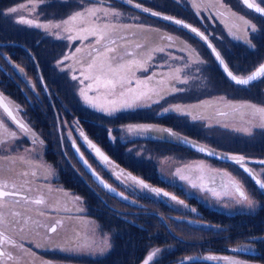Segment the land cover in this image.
<instances>
[{"label":"rangeland","instance_id":"1","mask_svg":"<svg viewBox=\"0 0 264 264\" xmlns=\"http://www.w3.org/2000/svg\"><path fill=\"white\" fill-rule=\"evenodd\" d=\"M183 1L189 11L196 15L198 19L197 29L204 35L206 34L209 40L212 41L215 37L216 32L213 24L219 21L224 24L226 22L232 24V28L234 29L232 35L235 39H241L250 45L252 44L251 33L254 32L252 30L254 28V14L258 16L260 14L252 9H246L242 0ZM157 2L162 4V7L166 5L165 0H159ZM252 2L264 8V0H252ZM64 5V3L59 1H54L52 4L48 2L44 6V10L52 15L53 9L60 11ZM222 6L229 12L224 10ZM92 7H86L84 10L74 13V15L65 16L64 19L50 20L48 18L44 22H40L34 18L33 13L37 11V4L35 3H31V5L23 3L9 8L7 12L8 15L12 12V15H9L10 18L8 19L15 24V27L12 28L11 26L9 28L5 24L2 25L1 30L3 36L11 35L10 30H12L17 33L14 34L15 36L21 38V36H26L24 35L26 33L30 37L29 39L32 40L33 33H31V30H41L39 32L48 33L51 35L49 37L52 38L46 37L48 40H45V37H43L42 45L47 46V41H50L51 47H59V52H56V55H60V58L57 60V63H59L58 69L55 68V70H52L46 62L39 65L40 69L45 71V75L42 76L40 74L37 79L40 87L38 86L39 90L36 91V96L40 98L37 102L38 105L40 103L44 105L40 108L33 109L37 112L36 116L40 118L39 123H55L59 121V124L67 126L68 123L72 124L74 121L80 147L76 146V144H72V147L81 166H84V162L88 164L89 159L92 161L95 158L98 160L101 171H103L102 166L108 167L109 176L105 175L108 182L114 188L118 187L121 191L127 193L129 199L126 202L131 205L128 209L133 215L141 212L147 213L148 211L156 213L149 202H159L160 199L167 202L166 208L172 207L177 209L176 211L170 210L171 214H183L185 217H188L187 213L192 209L188 199L192 195L211 209L214 208L220 212L223 210L225 215L235 213H243L245 215L250 213L257 214V208L261 207L259 209L262 210L260 213L261 220L264 219V200L262 204L259 203L257 201V195L253 196L251 193V190L254 188L253 186L255 184L259 186V184L254 182L246 171L241 170V168L239 169L238 166H232V164L227 165L223 161L213 163L211 162L212 157L211 159L208 157V159L206 156L198 154L195 151H193V154L187 156L185 152H182L179 148L177 149L172 144H167L166 147L159 146V144L151 146L154 156L153 161L158 166L159 174L157 173V175L162 183L160 187H163L164 184H172L177 185L178 188L182 187L181 191L179 189V191L168 190L152 185H140L139 182L132 180L130 176H128L130 178L129 183L125 184L118 177L119 175L117 174L121 173L122 168L117 164V160L121 158L119 155L120 146L118 148L117 143L124 137L128 138L129 141L127 143L128 150L132 151L134 155L145 158L147 156V149L149 148V143L145 142V140L151 139L156 142L154 138L148 135L156 136L158 134L164 140H167V138L172 139L174 142L179 143L181 147L184 146L182 140L191 141L199 146L200 144L204 145L210 151H216L231 159L245 156V159L248 160L255 153L252 152L253 155H239L233 151V153H228L229 151L226 150L228 147L236 149L234 146H240L244 150L264 152V114L262 113V108H256V106H261L262 98L257 103L254 100H246L248 107H244L242 110L237 109L230 116L219 118L217 113L220 110L224 111V109L219 107L217 110L212 111V106L209 108L201 106L209 100L205 96L213 90L212 86L209 87L202 84L203 78L208 82V74L215 73V71L209 60L211 52L207 49L209 54L205 53L203 48L205 44L199 37L193 35L194 40H191L190 37L182 38L180 34L172 31L166 24V28L164 29L167 33L164 32L162 34H156L150 28L142 27L140 29H134L130 25H121L117 22H113L111 28H106L103 26L110 25V20L114 17L112 15L113 11L110 8ZM245 10H248V13H245ZM262 18L264 19V17ZM159 20L161 19L159 18ZM189 22L195 23L192 19ZM205 25L208 28L204 30ZM177 28L180 31H186L182 27ZM178 38L181 41L177 40ZM221 39L222 37L220 36V41ZM252 49H255V41ZM13 52L19 53L16 50ZM22 53L19 54L22 55ZM262 53L263 51L261 50ZM42 60L47 61L45 58H39L38 61ZM216 64L218 63L216 62ZM43 77H45L49 85L44 83ZM21 80L24 85L21 84L19 86L26 85V87H29L31 85L29 83L30 80L28 81L27 78L21 77ZM10 93L17 94L16 87H11ZM3 97L7 99V96L0 91V98ZM46 97H54L55 103H50L53 108L42 101ZM221 97L222 95H219V97H215L214 99L217 100L216 102H219ZM223 97L227 99L226 96ZM11 101L14 100L11 99ZM152 102L163 105L167 104L171 109H180L178 111L180 114H186V117L183 118L185 121L179 122L175 119L166 118L174 114L173 112H169L162 115L166 116L164 117L166 119L162 121L166 124L162 126L161 123L152 119L154 116L153 113L149 114L147 109H145V106H153L154 103ZM231 104L235 106L232 100ZM138 108L140 111L137 112L124 111L137 110ZM144 109L145 113H143ZM67 111H69L70 117L67 114L65 115ZM135 113H138L143 118L147 113V118L149 119L131 120L130 115ZM5 114L8 115L4 108L0 106V117L3 120L6 117ZM166 126L171 128L172 131L180 133L182 136L180 134L172 135L164 132L162 127ZM47 134L55 140L56 138L54 136L58 137L56 131H54V136L52 132H48ZM84 135H87L90 139L86 138L85 140ZM98 137H103L105 141L99 143ZM106 142L109 143L111 148L103 145ZM19 144L21 143L4 144L0 147V178L8 184L10 182L14 183L13 179L18 174H25L24 169L17 165L14 166L12 163V160L15 161V151L21 150ZM8 147L12 148L13 151H10ZM81 147H84L85 153ZM174 147V151L167 150ZM163 152L170 153L172 156H164ZM42 154L41 152L34 155L42 159ZM100 154H103L108 159H102ZM58 158L61 161L64 160L60 153ZM124 160L131 162L127 156L123 158ZM146 168L144 167V169ZM55 169L57 168L55 167ZM114 171L118 172L115 174ZM219 171L224 172L223 178L217 175ZM64 176V179H67L66 173ZM136 176L141 177L139 175ZM84 177L85 172L81 168V178ZM54 178V173L50 170L39 181L48 185L49 182H56L53 180ZM93 180L92 183L89 180L91 186L95 182ZM261 182L264 184L263 180ZM52 187L56 191L51 187L44 191H36V189L33 190V187H29V191L34 193L35 199L40 198L38 194H42L43 198L57 195L60 201L64 200L67 202V206L62 205L67 209L69 207L67 213L61 212L60 209L52 211L53 214L68 216L67 220L70 225L69 230L58 235L56 242L53 241V243L58 242L60 245V254L67 256V254L71 253V249L62 247L61 243L63 239L74 238L83 234L82 229H79V232L76 233L78 228L75 225L77 223L75 224V222L71 221V218L77 212L76 209L79 210L81 208L84 209L86 218L89 219L86 225L89 226L90 236L93 237L97 234L98 239L91 240L92 246H88L87 243L85 250H83L84 253L87 252L91 256L79 254L76 257L85 260L86 258L90 259L91 257H95L98 255V252L99 255L107 254L108 245L104 244L103 240H108V238L116 235L119 232L118 229H124V225L106 227L105 229H111L104 231L101 228L102 222L96 219L98 218L96 213L101 210L100 217L104 219L105 224L109 225L111 222L109 210L104 209L103 206H93L91 203L93 199L92 191L87 189L83 184L80 188L73 187L82 195L87 193L83 198L77 196L74 190L69 189L65 185L63 189L55 186ZM259 187L263 189V187ZM105 188L98 186V189L111 194V191H107ZM18 190L21 192L20 189ZM162 192H166V194H162ZM242 193L244 196H242ZM70 195L76 198L71 199ZM113 202L114 204L118 203L119 206L123 204V202L117 199ZM16 203L14 204V201L11 202L8 199H1L0 213L3 215V213L6 214L8 211L14 214L17 213V208L20 205L27 207L25 202L18 201ZM193 204L199 208L198 204ZM29 206L32 208L31 210H39L42 205ZM46 209L48 210V207ZM94 214L96 218H94ZM28 215L33 218V221L37 220L36 224L39 225V228L50 225L49 221L44 219V217H40L41 214L37 215L29 211ZM29 216L24 217L25 220H22L23 223H15L13 225L14 218L10 217L7 222L5 215H3L0 218V226L6 228L7 233H10L11 230L17 232L15 229L19 225L23 226L30 222ZM135 216L141 217L140 214ZM150 217L148 218L150 219ZM170 219L168 225H170L171 229L174 231L175 229L178 230L177 224H180L181 231L178 232L184 238H189L190 244H193V242L202 243L205 238H208V241L214 246H224L223 243H219L216 240L217 235L215 232L209 233L202 231L200 225L191 226L189 222H183L185 224L184 226L180 220L176 222L174 219ZM188 219L192 220L189 217ZM54 223L62 226L63 220H55ZM145 227L147 230H155V232H158L160 231L161 225L152 219V222ZM220 229V226L215 225V230ZM155 232L152 231V233ZM159 238H161V243L157 241L153 244V247L160 254L162 252H175L184 245L179 239L170 234L165 236L161 232ZM245 241L234 246H229L232 249H255L250 244L252 242L251 239ZM76 251L73 249L72 253ZM225 251L229 252L226 258L217 254L211 257L213 259H222L223 261L228 259L229 264H260L263 261V258L257 257L253 263L251 259L247 260L239 256V253L229 251L227 248ZM205 256L207 255L203 257ZM223 261H220V263L225 264Z\"/></svg>","mask_w":264,"mask_h":264},{"label":"flooded vegetation","instance_id":"2","mask_svg":"<svg viewBox=\"0 0 264 264\" xmlns=\"http://www.w3.org/2000/svg\"><path fill=\"white\" fill-rule=\"evenodd\" d=\"M31 2L32 0H0V86H1L0 91L7 96V99L5 97L0 99L2 100V106H3L2 108H4V110L9 115L8 116L5 114L6 117L4 116L5 117L4 120L0 117V122H1L0 147L1 145L4 144L21 143L19 144L21 150H16L14 153L15 161L12 160V158L11 160L14 166L17 165L18 167L24 169L25 171V174H18L13 179L14 183L13 182H10V184H8L7 182L5 183L4 180L0 178V200L8 199L11 202L14 201V204H17L16 202L21 201V202H25L27 206V207H22L23 205H20V207L17 208V213L14 214L8 211L6 212V214L3 213V215H5V219L7 222L10 217H13L14 218L13 225L15 223H23L22 220H25L24 217L29 216L28 215L29 211H32L37 215L41 214L40 217L41 218L44 217V219L50 222V225L49 226L46 225L44 226V228L42 227L39 228V225L36 224L37 220L33 221V218L29 216L30 222L26 223V225L23 226L19 225V227L15 229L17 232L11 230L10 233H7L6 232L7 229L0 226V264H195L194 262L202 263V264L205 263L221 264L220 261H223L222 259H217V258L213 259L211 256H215L217 254L226 258L229 255V252L225 251V249L227 248L229 249V251L230 250L233 251V249L229 246L231 245L230 243L226 242V244L228 245L225 244L224 246L223 245L214 246L212 243L208 241L209 240L208 238H205L202 243L193 242V244H190L189 243L190 239L184 238V236L178 232L181 231L180 224H177V227L179 229L178 230L175 229L174 231L173 229H171L170 225H168V222L171 220L170 218L174 219L176 222L178 220H180L182 223L189 222L191 226L200 225L202 231L214 233L215 223H214L213 212L216 211L217 213L216 212L215 213L218 216H224L225 213L223 210L219 212L214 208L211 209L205 206L203 203H201V201L198 200V198L191 195L189 197L190 199L188 200L190 202V206H192V209L187 214L188 217L191 218L192 220L188 219V217H185L183 214L181 215L171 214L170 210L176 211L177 209H174L172 207L166 208L167 202H164L163 200L160 199L159 202H153V201H152L153 203L149 202V204L152 206V208H154L156 213L151 211H148L147 213L141 212L138 213L141 215V217H137L135 215L138 214L133 215L128 209L131 205L126 202V200L129 199V197H127V193H125V191H121L118 187L114 188L108 182V179L106 178V176H109L108 167L102 166V164H100L103 167V171H101L100 169L101 167L98 165L99 164L98 160L94 158L92 159V161H90L89 159V163H88L89 166L98 175V179L95 180V178L92 177V174L89 173L90 171L88 172L85 168L81 166L79 160L75 156L72 147V144H76V146H79V142L77 138L78 135L76 133V125L74 124V121L72 124L68 123L67 126L63 124H59V121L58 122L56 121L55 123H48V122L39 123L40 118L36 116L37 112L33 110L35 108H40L44 105L42 103L38 105L37 102L38 99L40 98L36 96V91L39 90L38 86L40 87V83L38 82L37 79L40 74L42 76L45 75V71H42L39 65L44 64V62H46L51 67L52 70H55V68L58 69L59 63H57L58 62L57 60L60 58V55H56V52H59L58 50L59 47L56 46H53L54 48L51 47L50 41H47L46 43L47 46L42 45L43 42H41L40 40H37L35 42L34 39L31 40L27 37L21 38L20 41L16 43H14L13 41L11 42L4 41L2 40L3 33L1 30L2 25L4 24L9 28L11 26L12 28L15 27V24L8 19L10 18L9 15H12V12L9 15L7 13L9 8L16 7L17 5L23 3H27L31 5ZM223 9L229 12L224 7ZM254 16H255L254 28L252 30L254 31V35L257 36V41H258L257 48L258 51L260 52V50H262L261 39L264 38V19L260 15L258 16L254 14ZM193 22L195 21L193 20ZM217 23L218 22L216 21L213 24L214 27H216ZM193 24H196L197 26V22ZM222 24L225 25V28L227 27V30L230 31L231 36L234 38V36L232 35V32L234 30L232 28V24L229 22H226V24L224 23ZM103 27L111 28L112 26L107 25ZM206 28H208L207 25H205L203 29L205 30ZM3 30L7 31L5 29ZM10 32L14 33V31L12 30H10ZM49 36L51 35L47 33V35L43 37H45L44 38L45 40H48L47 38L52 39ZM181 36L182 38L187 37L186 35L183 34H181ZM188 36L190 37L191 40H194L191 35ZM177 40L181 41L179 38ZM38 45L39 47L37 48L33 47ZM15 50L18 51L19 53L23 52L22 55L13 52ZM39 58L41 59L45 58L47 61L45 60L38 61ZM263 63H264V59L261 60V64ZM260 65H258L257 67H259ZM21 77L27 78L28 81L30 80L29 83L31 85L29 87H26V85L19 86L22 84ZM43 79H44V83L49 85V83L46 82L45 77H43ZM258 80L260 84V95H262V101H261V106H256V108H262V113L264 114V72L263 74H261L260 79ZM11 87H16L18 93L11 94L10 93ZM223 96H226L227 99ZM11 99L14 100L15 102L11 101ZM208 99L209 100L206 103L202 104L201 106H204L205 108H209L212 106V111L217 110V108L219 107L224 109V111L220 110V112L217 113V116L219 118L224 116H230L233 112H235V110L237 109L242 110L244 109V107H248L247 101H242V100L239 101L226 94H222L221 100L219 102H216L217 100H215L213 97ZM231 100L234 101L235 106L231 104ZM42 101L44 103L49 104L52 108L53 106L51 104L55 103L54 97H50V98L46 97L43 98ZM222 106H224L225 108ZM145 109H147L149 114L153 113L154 116L152 117V119L156 122L161 123L162 126L166 124L162 122L166 118L175 119L178 120L179 122H184L185 120H183V118L186 117V114H182V113L180 114L178 112L180 109H171L167 104L163 105L161 103H154V105L151 107L145 106ZM145 109L143 110V113H145ZM124 111L126 112L140 111V109L138 108L137 110L133 109V110H124ZM169 112H173L174 114L169 115L167 117L162 116ZM66 114L68 117H70L69 111H67L65 115ZM78 115L82 116L81 114ZM58 127H63V128L59 129ZM162 128L164 132H168L172 135L180 134L178 132L172 131L171 128H169L168 126ZM54 131L58 133V137L54 136ZM48 132H52L56 140L50 135H48L47 134ZM148 136L154 138L156 140V143L159 144V146L166 147L167 144H172L173 146H179L180 148H183L175 142L172 141L165 142L164 140H161L159 134L156 136L155 135L154 136L148 135ZM84 137L85 140L86 138L90 139L87 135H84ZM128 142H129L128 138L126 137L118 141V144L120 146L119 155L121 156V158L117 160V163L122 168V171L120 173L121 175L117 174L119 175L118 177H120L125 184L129 183L130 178L128 176H130L132 180L139 182L140 185L142 184L144 186L152 185L154 187L157 186L160 187L162 183L160 182L159 177L157 175V173L159 174L158 166L153 161L154 156L152 154L151 147L149 146V148L147 149L146 158L141 156L139 157L138 155L135 156L139 162L147 161L148 167L146 169L142 167L138 171L134 172L127 165L128 162H126L125 160L123 161V158L125 156L128 157V155L125 154V150L128 146L127 144ZM234 147L236 149L234 148L231 149L228 147L229 149L227 148L226 150L229 151L228 153L233 151L239 155H243V154L247 155V152H249V150H244L240 146H234ZM8 149L10 151H13V149L10 147H8ZM167 150L174 151L175 147ZM82 151L85 153L84 147L82 148ZM255 151L256 150L254 151L251 150V152L253 153H255ZM41 152L43 153L42 159H39L34 155ZM59 153L61 154L62 158H64L63 161H61L58 158ZM191 153L193 154V152ZM250 155L253 154L251 153ZM100 156L102 159L103 158L106 159L103 155L100 154ZM168 156H172V155L168 154ZM184 158H189V157H184ZM238 159H240L241 161H237L236 163H233L234 165L229 161H227L228 158L225 157L221 161L212 158L211 162L214 163L218 161L219 163L223 161L227 163V165L232 164V166L235 167L238 166L239 169L241 167H243V169L246 168L258 180L264 181V152H260L259 155H256L255 153L254 156L249 157L248 160L245 159V156ZM54 166L57 169H55ZM81 168H83L85 172L84 178H81ZM50 170L54 173L55 178L53 180L56 182H49L48 185L41 183L39 181L40 178H43L47 173L50 172ZM117 172L118 171H114L115 174ZM65 173L67 174V179H64ZM136 175H139L141 177H137ZM217 175L223 178L224 172L219 171ZM89 180L90 183H92V180L95 181L93 184L94 188L93 185L91 186L89 184ZM222 182L224 183V181ZM82 184L87 189H90L92 191L93 199L91 200V203L93 206L99 205L101 207L103 206L104 209L109 210L111 222L109 225L104 224L103 226V224H101L102 226L101 228L104 231H108L111 229V228L105 229L106 227H112L114 225L115 226L124 225L123 226L124 229H118L119 232H117L116 235L108 238V240L107 239L103 240V243L108 245L107 254L104 253V255L103 254L99 255L98 252V255H96L95 257H91L90 259L86 258L85 260L76 257V255L83 254V255L91 256L87 252L84 253L83 250H85V246L87 243L88 246L91 247L92 246L91 240H95V238L98 239V235L95 234L93 237L90 236L89 226L86 225V222L89 219L86 218V212L84 211V209L83 208L79 210L76 209L77 211L76 214L73 212V214L75 215L71 218L72 222H75V224L77 223V225H75L78 228L76 230V233L79 232V229H82L83 234L74 238L63 239V242L61 243L62 247L71 249V253L67 254V256L65 255L63 256L60 254V245L58 244V242L53 243V241L56 242L58 240L57 239L58 235L70 229V225L67 220L68 216L63 214L62 215L53 214L52 211L60 209L61 212L67 213L69 207L67 209L65 206H62V205L67 206V202L64 200L60 201L57 195H51L50 197L43 198L42 194H38L40 198L35 199L34 193L29 191V187H33V190L36 189V191L37 190L44 191L49 189L50 187L53 190H55L52 186L63 189L65 185L69 189L74 190L77 196L83 198L87 193L82 195L78 190L74 189V188H80ZM261 185L263 189H260V187L257 184H255L253 186L254 190L252 189L251 193L253 196L257 195V201L262 204V201L264 200V184L261 182ZM98 186L103 188L106 187L105 189L107 191L110 190L111 194H109L104 190L98 189ZM160 188H164L168 190L179 189L180 191L182 189V187L178 188L177 185H172V184L169 185L164 184V186ZM18 189H20L21 192H19ZM162 194H166V192H162ZM242 196H244L243 193ZM75 198L76 197H71V199H75ZM115 199L123 202V204H121L120 206L118 205V203L114 204L113 201ZM193 203L198 204L199 208L194 206ZM29 205H42V206L40 207L39 210H31L32 208ZM46 207H48V210L47 209L45 210ZM88 207H90V205H88ZM260 208L261 207L257 208L258 209L257 213L260 212L259 211ZM98 213H96V216L98 218H96L95 214H94V218L99 220V218H102L100 217L101 210H99ZM3 215L0 213V218ZM149 216H151L150 219L148 218ZM152 219L161 225L160 231L155 232V230L146 229L145 226L151 223ZM55 220H63L62 226L55 224L54 223ZM152 231H154L155 233H152ZM161 232L165 236H168L169 234L172 235L173 237L179 239L181 243H184V245L175 252L172 253L162 252L160 254L159 251H157L153 247V244L157 241L158 243H161L160 240L161 238H159ZM258 236H259V240L257 244L249 241L250 244L255 247V249L248 248L247 250V249L238 248L240 249V253L238 255L243 258H246L247 260L251 259V262L253 263L255 262V259H257V257H261L263 258V261L260 264H264V247L258 246L264 234H260ZM142 239L145 241L144 244L137 245V243H139L140 240ZM216 240L220 243L221 238L216 237ZM258 248L260 249V251H258ZM73 249L77 251L72 253ZM140 250H142V254H141L142 256L140 255V257L136 259V256H138ZM187 250L190 251L191 253H186ZM204 255L207 256L203 257ZM223 262L225 264H229L228 259H226Z\"/></svg>","mask_w":264,"mask_h":264},{"label":"trees","instance_id":"3","mask_svg":"<svg viewBox=\"0 0 264 264\" xmlns=\"http://www.w3.org/2000/svg\"><path fill=\"white\" fill-rule=\"evenodd\" d=\"M54 1H59L64 3V7L59 10L53 9L52 15L47 13L44 10V6L49 2L52 4ZM159 0H32L31 3L37 4V11L34 12V18L39 20L40 22H44V20H47L50 18V20L53 19H64L65 16L74 15V13L78 11L84 10L86 7L93 8L92 6H98L102 7L103 9H106L110 7L111 9H115L116 11H119L120 13L127 16V19H131L137 23H145L148 25H153L155 27L159 28H166L165 24L172 29V31L183 34L189 37L188 35H193L191 33H188L186 31H180L175 26H171L168 23L162 22V20H158L156 18L149 17L148 15L142 14L141 10L145 11H155L158 13H165L168 15H173L177 18L184 19V21L188 22V19H192L195 22L196 15L190 14L189 11H187L186 6L183 10H179L178 6L180 4L176 3L174 0H165L166 5L162 7L163 5L157 2ZM13 3V2H12ZM245 13H248L245 10ZM120 20V17H112L110 21H118ZM92 22V20H91ZM196 25V24H195ZM35 29H32L31 33H33V39L35 42L37 40H40L43 42V35H47L45 32H39V31H33ZM215 30V37L210 40V43L213 44L215 50L220 54L223 62L229 67L231 72L233 74H236L237 76H246L249 75L252 70H254L258 65L261 64V60L264 59V38L261 39L262 41V55L261 50L258 51L257 48V36L254 35V32L251 33V41L252 44H248L247 42H237L230 34V31L227 30V27H223L221 24L217 23L216 27H214ZM11 32V35L8 37L2 36V40L14 43L19 42L21 38L27 37L30 38L26 33L24 35L17 37ZM220 36L222 37L220 41ZM19 38V39H18ZM209 39V38H208ZM255 41V49H252L254 47V41ZM243 43V44H242ZM34 45V43H33ZM205 53H208V47L203 45ZM35 48L38 46H33ZM260 55V57H258ZM210 64L214 68L215 73L208 74V82L203 78L202 84H205L206 86H209L213 88L211 92L208 93V95L205 96V98L211 97L213 95H222L226 94L228 96H231L232 98L239 100V101H255L256 103L262 98V95H260V84L259 80L251 83L249 86H237L234 85L230 80L227 79L226 75L223 74L222 70L220 69L219 65L216 64L212 54H210L209 57ZM210 84V85H209ZM210 95V96H209ZM131 120H133V116L130 115ZM99 138V137H98ZM106 138V137H105ZM99 143L102 141L104 142L102 138H99ZM103 145H106L110 147L109 143L106 142ZM118 148L119 144L117 143ZM151 146L156 145L155 143H150ZM111 148V147H110ZM182 152H185L187 156L189 154H192L189 151H186L185 149H179ZM164 153V156H167L170 153ZM252 152L249 150L247 152V155H250ZM256 155H259V151H255ZM125 154L128 155L131 162H128L127 165L134 171H138L142 167H148L147 161H141L139 162L136 159V155L134 153L132 154V151H129L127 148L125 150ZM253 154V153H252ZM254 156V155H253ZM263 208V207H262ZM257 214H243V213H235L231 215H225L224 216H218L216 211L213 212L214 216V223L215 225H218L221 227L220 230H215L216 237H222L220 240V243H223L224 245L227 243H230L231 245L239 244L240 242H243L245 240L251 239L253 243L257 244L259 240L260 234H264V219L261 220L260 213L262 210H259ZM216 212V213H215ZM99 221L102 222L103 226L105 224V221L103 218H99ZM144 240H140L137 245L144 244ZM258 246L264 247V236L262 237L260 243ZM258 251L260 249L258 248ZM257 251V252H258ZM140 253L138 256H136V259L140 257L142 254V250L139 251ZM186 253H191L190 251H186Z\"/></svg>","mask_w":264,"mask_h":264},{"label":"water","instance_id":"4","mask_svg":"<svg viewBox=\"0 0 264 264\" xmlns=\"http://www.w3.org/2000/svg\"><path fill=\"white\" fill-rule=\"evenodd\" d=\"M242 2H243V4H244V6L246 7V8H249V9H252V10H254V11H256V12H258V14H262L263 16H264V11L261 9V8H257L256 6H254L253 4H252V2H251V0H242ZM181 25H185V23H180ZM186 27H187V25H185ZM193 32H195V33H198V31L194 28H191L190 26H188ZM187 27V28H188ZM198 34H200V33H198ZM213 54L215 55V57H216V59H217V61H218V63L222 66V68L224 69V72H225V75H227L233 82H235L236 84H247V83H249V82H251L253 79H255V78H257V77H259L260 75H261V72L264 70V64L257 70V71H255L252 75H251V77H249V78H237V77H235L233 74H231L230 73V71H228V69L225 67V65L222 63V61L220 60V58H219V56H218V54L217 53H215L214 51H213ZM0 106H2V100L0 99ZM3 107V106H2ZM188 147H190V148H192V150H194L195 152H199V153H202V154H204V155H206V156H208V157H212V158H215V159H219V160H222V158L223 157H221L220 155H218V154H216V153H214L213 151H209L208 149H206L204 146H199V145H195V144H193V143H191V142H187V141H185L184 142ZM232 163L233 162H237V161H241L240 159H231L230 160ZM84 163H86V162H84ZM83 163V164H84ZM241 170H243V171H246L247 172V174H248V176L251 178V179H253V181L254 182H257L258 184H259V186H261L262 187V185H261V182L256 178V177H254L252 174H251V172L250 171H248L246 168H244L243 169V167H241ZM92 177L93 178H95V180H97L98 179V176L96 175V173L92 170Z\"/></svg>","mask_w":264,"mask_h":264}]
</instances>
